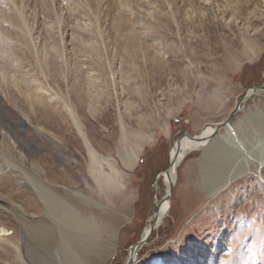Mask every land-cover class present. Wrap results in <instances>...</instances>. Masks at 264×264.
Returning a JSON list of instances; mask_svg holds the SVG:
<instances>
[{"label":"rangeland","instance_id":"374dc122","mask_svg":"<svg viewBox=\"0 0 264 264\" xmlns=\"http://www.w3.org/2000/svg\"><path fill=\"white\" fill-rule=\"evenodd\" d=\"M4 1L1 5L3 9L10 4L12 10L15 5L23 9V16L26 15L24 20L29 27L27 31H31L28 37L31 51L24 52L22 43L18 42L20 46L14 42L11 47L13 50L0 52V120L6 128L4 130L10 128L8 134L11 141L18 143L16 137L21 136L14 129L13 116H16L18 123L29 128L33 138L28 137L24 143L31 144V147L25 145L29 150H21L28 155L29 167L39 164L48 175L47 183L54 186L57 194L65 195L68 201L73 202L68 191H80L101 204L103 209L81 208L91 212L108 228L112 226V222L108 221V213H121L120 208L128 202L127 215L123 217V213L117 214L121 223L116 222L114 225V248L105 262L126 264L130 248L141 239L160 201L167 194V185L160 175L168 167L174 141L183 134L197 136L204 127L225 122L234 113L245 91L264 88V0H208L209 3L205 2L207 0H137L136 3L116 0L133 13V27L144 45V55L138 54L142 60L141 67L131 54L116 53L112 48L110 40L113 34L104 17L105 6L101 8L100 15L95 12L94 16L88 0H60L61 5L57 6L64 7L62 12L57 13L52 1L50 12L44 18L40 16L41 6L33 5L31 0L27 1L29 4L25 3L26 0ZM154 14L161 16L168 28L158 27L153 19ZM67 15L72 18H67L66 23ZM231 15L234 16L230 19ZM101 22L103 25H100ZM9 23L0 21L6 29L16 31ZM79 27L91 30L89 33L96 39L83 41L80 38L82 47L76 46L78 50H72L70 30H78ZM170 27L172 31L168 30ZM53 40L56 41V61H53L54 51L48 54L42 50L46 43H52ZM244 42L254 43L260 48L258 58L252 62L244 61L236 71L227 68L221 77L220 62L224 59L234 66ZM106 43L110 47L105 48ZM98 47L100 53L93 51ZM144 56L146 59H143ZM155 57L163 59L161 65L150 64ZM60 67L62 75L57 73L56 78L49 75L51 69ZM123 72L132 76L126 82V88L120 78ZM67 73L71 74L70 77L68 75L69 84L64 83L62 88L68 95L60 100L55 79L66 81ZM74 75L82 78V81L91 76L92 82L100 88L106 83L107 89H103H109L108 94L102 89L99 98L95 97L96 93H91V96L83 93L81 86H75ZM30 78L40 84V90V87L28 86ZM215 90L222 91L226 107L197 113L198 97L200 100ZM13 94L21 101L20 106L34 122L33 125L12 106L9 98ZM126 106L128 114L124 112ZM241 108L229 124L233 128L239 122L258 117V110L264 115V93L249 98ZM75 109L82 111L78 115V122L80 125L83 123L80 127L84 134L100 155L112 158L122 175L125 188L110 200L96 195L92 186H89L82 139L68 112H75ZM170 109H175L171 115ZM120 118L128 132V145L134 134H153V141L145 145L132 171L124 170L117 156L121 137ZM140 122L142 125H138ZM165 127L169 130L168 135L163 132ZM263 131L255 133L256 139L260 138L256 140L258 147L264 142ZM214 141L216 139L212 143ZM245 144L248 148L252 145L249 142ZM210 148H194L181 156L175 170L168 211L160 219L151 238L140 248L138 264L148 258L151 264H264V168L261 175L244 176L218 195L208 197L201 179L203 170L211 163L208 153L212 150ZM71 176L75 179L74 185L69 182ZM57 178L60 182H56ZM32 186H22L14 175H9L1 178L0 193L15 192L17 197L14 202L19 207L23 204V213L31 214L34 201L26 204V200L33 197L35 202L39 201ZM34 214L36 220L42 219L39 214ZM3 219L5 217L0 216V220L13 232L9 239L21 244L24 252L34 244L28 232H42V235L48 232L43 227L38 230L37 227L36 231L28 227L30 230L27 229L26 234L15 219ZM42 235L39 238H43ZM2 246L0 264H18L11 245L2 243ZM4 249H8L9 253ZM34 249L41 255L45 254L38 243ZM63 261L55 258H24L23 264H66L65 261L69 264L68 260Z\"/></svg>","mask_w":264,"mask_h":264},{"label":"bare ground","instance_id":"6f19581e","mask_svg":"<svg viewBox=\"0 0 264 264\" xmlns=\"http://www.w3.org/2000/svg\"><path fill=\"white\" fill-rule=\"evenodd\" d=\"M21 1L19 2L22 4V2H24L25 0H23L22 2ZM27 1L28 0H26L25 3H27ZM52 1L56 6L57 13L62 12L64 6L62 5L63 6V7L61 6L62 8L57 6V5L59 6L61 5L62 2H60V0H31L33 5H39V7L41 6L40 16H43L44 18L48 16V11L51 8ZM88 1L90 2L91 5L90 10L94 16H96L95 12H97L98 15H100L101 8L105 6L104 17L107 18L108 26H109L108 29H110L111 30L110 32H112L113 34L110 43L113 45L112 48L114 49V51L116 53L124 52L128 55L131 54L133 56L134 61L137 64H139L138 65L139 67H141L140 61L142 60L138 58V54L144 52V45L140 41L139 39L140 37H138L139 36L137 34L138 32H136L133 27V13L130 10H127V6H125L123 3H119L118 2L119 0L117 2L116 0H88ZM128 1H131L133 3L137 2V0L135 1L128 0ZM2 2L5 1L0 0V21H5L6 23L10 22L9 24L15 27L16 31H13L11 29L8 30L0 24V35H1L0 46L2 47L0 48V52L4 53V51H6L7 53V51H11L14 42H17V44H19L18 42H20V44L22 43V47H23L22 50L24 52L31 51V49L29 48L30 46L28 45L29 43L28 37L30 38L29 34L31 33V31L30 32L27 31L29 30V27L27 26L28 25L26 24L27 21H25L26 19L24 18L26 15L23 16V11H22L23 9H20L15 5L13 11L10 8L12 7L10 6L11 4L9 5L10 7L8 6V8L3 9L1 8ZM205 2L209 3L208 0ZM13 3H15V1ZM4 4L5 3H3V5ZM70 15H67L65 17V21L67 20V18L72 16ZM233 16L231 15V17L229 18L231 19L233 18ZM153 19L155 20L154 22H156L158 27H160L161 29L168 28V26L164 25V23L162 22L163 18H161V16H159L158 14H154ZM31 22L34 21L31 20ZM69 23L71 22L69 21ZM100 25H103L102 22L100 23ZM168 30L172 31L171 27ZM70 31H71V38L73 40L72 50L76 48V46L78 48L82 47V45L80 46L81 44L80 38L83 41L84 39H86V41L96 39V37L93 34L89 33L91 32V30H84L82 27H79L78 30L73 28ZM15 38L16 39L18 38V40H16ZM74 40H77V42H75ZM54 43H56V41L54 42V40L52 41V43H46L44 45L45 47H43L42 50L48 54H51L50 52L54 51V54H52V56H53V61H56L55 54H57V50L55 48L56 44L54 45ZM107 47H110V44L106 43L105 48ZM78 48L76 49L78 50ZM84 51H87V49L86 50L84 49ZM93 51H95L96 53H100V48L99 47L94 48ZM259 51L260 48H258L256 44L251 42H244L242 49L238 51L239 59H237V62L234 64V66L233 63H231L230 61H225L224 59L220 62L219 64L221 69L220 76L222 77L226 73L227 68H230L232 71H236L239 69V67L244 61H249V62L254 61L255 59L258 58ZM88 52L86 53L88 54ZM24 54L27 53H23V55ZM143 55L144 53L142 54V56ZM145 57L146 56H144L143 59H146ZM162 62H163L162 58L155 57L154 59L151 60L150 64L152 66H155L154 64L157 63V66H159L161 65ZM49 66L50 64L48 65V68ZM75 67L77 69L76 65ZM52 73L54 75H52ZM57 73H61L60 75L63 74L62 67L57 68L56 70L51 69L49 75L56 78ZM121 74L123 76L120 78L124 82V88H126V82H128V80L130 81L132 76H130L129 74L127 75V73L124 72ZM68 75L69 77L71 76V74L67 73L66 81H63L64 79L63 80H57L58 78L55 79L59 91L58 98L60 100H64L68 95V94L65 95L62 88L64 83H66V85L69 84L68 81L70 80L68 79ZM140 76L141 74H139V77ZM90 77L87 76L84 78V81H82V78H79V76L74 75L75 86L76 84H78L79 86H81L83 93L85 92L88 95H90L91 93H96L95 97L99 98L102 94L101 93L102 90H104L103 88L107 84L105 83V86L103 88H100V86L96 85L94 81L92 82V78ZM33 80L34 79L30 78L28 86L29 87L34 86L36 88H39L40 84L34 82ZM37 85L39 86L37 87ZM73 86H71L72 87L71 89H73ZM40 89L41 87L39 88V90ZM106 89L107 88L105 87V90ZM251 89L252 90L248 89L247 92L244 93L246 94V98H248V100L253 96H257L260 95V93H264V91L262 90L253 91L254 88ZM108 90L105 91L106 94H108L107 93ZM69 92L71 91L69 90ZM221 92L215 90L213 93H209L206 97L201 98L200 100L198 97L197 110H196L197 113L218 111L219 109H224L226 107L225 97L224 95H222ZM68 99H70V97ZM9 100L12 106L15 107L23 115V117L33 125L34 122L24 112L23 107L20 106L21 101L18 98H16L14 94L11 95ZM34 101L38 102V100H34ZM241 107H240V111L242 110ZM76 109L75 112H73V110L68 112L72 117L73 126L76 128L80 138L82 139L85 156L87 159L86 173L90 184L89 186H92V189L93 191H95L96 195H100L104 199L110 200L112 196L121 193L125 188L124 183L122 181V175L117 169L112 158L100 155L98 151L95 149V146L86 136V134H84V132L80 127L83 123L80 125V122H78V118L80 117L78 115L79 114L81 115L82 111H80L81 108L78 109L79 111ZM124 112L128 114L129 111L127 106L124 108ZM173 112H175V109H170L169 115H171ZM37 113L40 112L37 111ZM256 113L259 114L258 117L255 116L256 118H253L254 117L253 116L251 119H248L246 122H242V123L239 122L238 125L234 128L228 124L219 131L215 130L218 126H221L225 122L219 124H213V125L210 124L209 126L204 127L201 133L195 136L200 138L198 139L200 140L199 142H194L190 140L188 137H181L178 140L176 139L177 141L175 140L174 143L172 144V148L170 152V159L168 166L171 164L172 166L169 169V174L167 176L165 174V171H163L162 174L160 175L162 177L161 180H163L167 185V189L170 182L174 184L175 170L181 159V156L183 154L188 153L190 150L194 148H200L203 146L209 148L211 147L210 149H212L210 152H208L210 155L209 157H211V163L207 169L205 168L203 170L204 173L202 174H204V176H202L203 180L201 179V181H203L201 185L204 186L205 194L208 197H213L218 195L219 193L226 190L230 186V184L236 182L238 179L244 176L250 174L252 175L254 174L257 176L261 175V170L264 168V142L260 143L259 144L260 147H258V145H256V140H259L260 138L256 139L255 133L264 130V115L259 110L256 111ZM14 114L16 115V113ZM12 119L14 121L13 122L15 126L14 129H17L16 131L18 132L19 136H21V138L16 137L18 143L11 141L8 134L11 129L8 128L9 131H7L8 129L5 131L4 130L5 127L3 126L0 120V180L2 177L14 175L15 180L20 185L22 186H26V184H31V186L33 185L32 186L33 191L36 195V198H38L39 201L35 202V199L33 197H29L26 200L25 202L26 204L29 201H34V209L32 213L27 214L22 212L24 211L23 204L19 207L14 202L15 198L17 197V194L15 192L14 193L7 192L5 194L0 193V216L3 218L5 217V219L3 220L15 219L16 222L21 226V228L26 231V234H27V229H29L28 227H33L34 231H36L37 227H38L37 230L43 227L48 232L44 233L43 235L41 234L42 232H33V231L31 233L28 232V236L30 237L29 239L33 241L34 244L32 247L25 250L24 252L22 250L21 244L11 242L12 238L9 239V236L12 235L13 232L11 231L10 227H7L6 223L0 220V250L3 249L2 243L7 244L9 246L11 245V248L14 249L13 252L14 258L17 259L18 264L21 263L23 264L24 258H51V260L52 258H55L60 262H64L63 259H65L68 260L69 264H105V262L108 260V258L111 255L112 248H114L113 247L115 243L113 242L114 225L116 224V222L121 223V220L117 216V214L121 215V213H123L122 215L123 217L127 215V212L129 211L128 202H125L123 204V207L120 208L121 209L120 211H122L121 213L120 212L108 213V221L112 222V226L108 228L103 222L97 219L91 212H87L81 208V207H87V208L95 207V208L103 209L101 204H99L92 198L82 194L80 191H68L70 193L69 195L72 197L73 202L68 201L65 198V195L57 194V192L54 190L55 189L54 186L47 183V176H48L47 173H45V171L39 167V164H37V166H34L33 168L29 167L28 155L26 156L21 152V150L23 151L25 149L29 150L25 145L31 147V144H26L24 143V141L28 137L33 138L32 132L29 130V128L25 127L24 124L18 123L16 116H13ZM119 125H120L121 137L119 138V142H118L120 148L117 153V156L121 167L126 171H132L133 168L139 162V159L141 157L145 145L153 141V134L152 133L134 134L132 136L133 137L132 142L129 143L128 145L127 144L128 132L126 131L125 125L121 118L119 119ZM138 125H142V123L140 122L138 123ZM163 132L165 133V135H168L169 132L168 128L167 127L163 128ZM241 138L243 142H241L242 140L240 141ZM215 139L216 141L212 143V140ZM44 142L45 141H42L41 143ZM245 142L246 143L249 142L252 145L248 148V145L246 146ZM28 152L29 151H27V153ZM71 178L72 179L68 178L70 184L71 185L76 184L75 179L72 176ZM56 182H60V180L57 178ZM169 201L170 200L160 201L156 213L154 214L153 218L151 219L148 226L144 230L141 239H145L147 237L148 232L152 228V226H155L157 228L158 224L160 223V219L162 220V218L165 216V214L168 211ZM34 213L39 214V217H42V219L39 218L38 220H36L35 218L36 215ZM26 234L24 235L26 236ZM41 235L42 237L43 236L44 237L39 238L41 237ZM36 243H38V245L39 244L41 245V250L45 253L44 255H41L37 249H34V245ZM4 250L5 252L9 253L8 249H4ZM139 250L140 249H135L133 247L130 248L129 257L131 258H128V260L132 259L133 261L132 264L135 263L138 264L137 261H138ZM65 262L67 264V261ZM45 263L46 262H44V264ZM140 264H151V259L148 258L147 261L142 262Z\"/></svg>","mask_w":264,"mask_h":264},{"label":"water","instance_id":"95a60500","mask_svg":"<svg viewBox=\"0 0 264 264\" xmlns=\"http://www.w3.org/2000/svg\"><path fill=\"white\" fill-rule=\"evenodd\" d=\"M255 90H259V91L262 90V91H264V88H254L253 91H255ZM245 92H246V91H245ZM246 100H248V98H246V94H243V96L240 98V100H239V102H238V105L236 106V109H235L234 113H233L229 118L226 119V121H225L224 124H222L221 126H218L215 130H216V131H219V130L222 129L223 127H225V126H227L228 124H230V122H231L234 118H236V116H237L238 113L240 112V107L242 106V104H243ZM181 137H188L190 140H192V141H194V142H199V141H200V140H198V139H200V138L195 137V136H189L188 134H183ZM181 137H179V138H181ZM179 138H178V139H179ZM178 139H177V140H178ZM177 140H176V141H177ZM171 166H172V164L169 165V166L165 169V174H166L167 176H168V174H169V169H170ZM173 186H174V184H173L172 182H170L169 185H168L167 194H166V196L162 199V201L170 200L171 195H172ZM155 228H156L155 226H152V228H151V229L149 230V232H148L147 237H146L145 239H140V240H139L138 242H136L132 247L135 248V249H140V248H141L144 244H146V242L151 238V236H152V234H153ZM129 258H131V257H129ZM132 263H133L132 259H129V260H127V262H126V264H132Z\"/></svg>","mask_w":264,"mask_h":264}]
</instances>
